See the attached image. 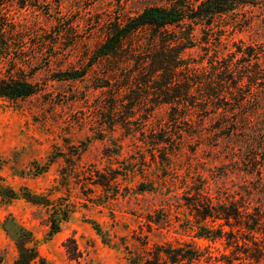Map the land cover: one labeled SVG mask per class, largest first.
I'll list each match as a JSON object with an SVG mask.
<instances>
[{"label": "rangeland", "instance_id": "1", "mask_svg": "<svg viewBox=\"0 0 264 264\" xmlns=\"http://www.w3.org/2000/svg\"><path fill=\"white\" fill-rule=\"evenodd\" d=\"M166 1L125 0L119 6L117 0H96L90 6L89 0H27L25 8L11 7L31 31L59 29L56 19L63 16L75 33L61 36L60 53L48 69L37 70L35 81L48 83L46 90L0 96V188L8 184L19 193L10 201L0 196V264H15L19 257V227L37 247L32 264H146L149 251L164 242L206 250L210 258L199 264H264V256L243 252L236 259L234 247L202 234L203 222L186 204L193 187L204 182L214 197L248 201L264 223V0L226 15L213 29L198 25L196 45L185 52L207 67L213 58L229 59L235 76L244 75L238 93L246 100L231 101L234 109L225 118L200 110L188 123L173 124L164 106L142 116L144 133L120 124L109 130L93 70L78 79L55 78L63 70L83 69L108 19ZM73 40L77 44L69 47ZM255 71L260 78L249 82ZM156 133L166 142L153 143ZM24 192L47 203H33ZM54 217L57 231L50 226ZM70 237L81 251L77 259L64 245Z\"/></svg>", "mask_w": 264, "mask_h": 264}, {"label": "trees", "instance_id": "2", "mask_svg": "<svg viewBox=\"0 0 264 264\" xmlns=\"http://www.w3.org/2000/svg\"><path fill=\"white\" fill-rule=\"evenodd\" d=\"M26 1L0 0V96L17 98L46 90L48 83L42 85L35 81L37 70L48 69L50 61L60 53L57 48L61 36L75 33L73 24L63 23V16L56 19L59 29L49 33L31 31L11 8L16 5L25 8L29 4ZM124 1L117 0V3L122 6ZM95 2L89 0L88 4L94 6ZM259 2L167 0L145 6L136 13L121 11L103 25V39L84 56L83 69L63 70L55 78L78 79L93 70L94 88L103 92L98 106L108 112L109 130L120 124L127 131H134L140 123L145 125L142 116L147 119L164 106L168 121L173 124L188 123V118L200 110L225 118L234 109L229 107L231 101L241 105L246 100L238 93L244 75L235 76L229 59L213 58L207 67L186 56L185 52L196 45L198 25L205 24L208 30L213 29L212 25L222 23L226 15L244 13L248 5ZM77 42L70 41L68 46ZM252 75L249 82L255 83L260 77L257 71ZM143 128L139 130L144 133ZM157 134L151 137L153 143L166 142L163 135ZM193 189L186 204L194 211L198 222H203L202 234L213 240L223 239L227 247H234L232 252L236 259L241 258L240 252L257 259L264 256V223L259 210L251 211L248 201L242 198L214 197L204 182ZM0 196L2 201H10L19 193L3 183ZM24 197L33 203H47L28 192H24ZM209 220L217 225H209ZM50 226L52 231L59 229L56 217L50 219ZM14 237L19 248L15 264H32L38 257V250L35 244H30L31 235L19 227ZM64 245L71 259L79 258L81 251L74 238H68ZM149 254L146 264H199L202 259L210 258L206 250L192 243H158ZM225 261L231 263L228 259Z\"/></svg>", "mask_w": 264, "mask_h": 264}]
</instances>
